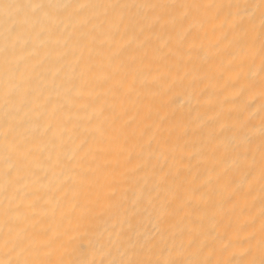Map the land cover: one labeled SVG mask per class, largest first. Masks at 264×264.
<instances>
[{
  "label": "bare ground",
  "instance_id": "6f19581e",
  "mask_svg": "<svg viewBox=\"0 0 264 264\" xmlns=\"http://www.w3.org/2000/svg\"><path fill=\"white\" fill-rule=\"evenodd\" d=\"M0 264H264V0H0Z\"/></svg>",
  "mask_w": 264,
  "mask_h": 264
}]
</instances>
